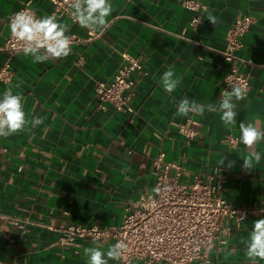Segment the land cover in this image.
Listing matches in <instances>:
<instances>
[{
    "label": "crops",
    "instance_id": "1",
    "mask_svg": "<svg viewBox=\"0 0 264 264\" xmlns=\"http://www.w3.org/2000/svg\"><path fill=\"white\" fill-rule=\"evenodd\" d=\"M184 1L110 0V26L95 31L100 35L89 42L88 29L58 18L78 40L68 57L44 63H33L24 54L10 59V81L0 83V95L10 83H19L13 92L25 98L26 118L40 117L44 123L0 137L5 150L0 157V264H87L86 247L106 252L112 241H84L78 250L59 247L56 229L120 225L126 207L151 192V164L159 152L185 168L180 182L189 184L198 174L223 176L224 200L264 209V158L250 172L243 170L240 157L249 150L239 140L242 121L264 128V0H198L204 7L199 13L185 9ZM26 3L38 17L52 10L51 0H0V46L8 34V16ZM205 9L216 16L215 26ZM239 15L249 16L252 24L236 52L238 60L227 62L220 51L226 30ZM122 53L141 58L146 73L137 75L131 118L111 108L98 110L93 89L95 82L112 79ZM5 59L0 51V66ZM169 69L180 78L171 94L161 82ZM231 69L249 78L246 98L234 101L235 126L225 127L220 113L176 115L185 97L218 105L223 78ZM187 120L197 124L190 141L176 128ZM229 137L236 142L230 145ZM255 148L264 153V142ZM223 154L237 161L232 170L219 168ZM9 218L25 222L23 228ZM260 218L263 213L249 215L239 227L230 224L226 243L216 242L209 251V264H249L241 239L248 238Z\"/></svg>",
    "mask_w": 264,
    "mask_h": 264
},
{
    "label": "built area",
    "instance_id": "2",
    "mask_svg": "<svg viewBox=\"0 0 264 264\" xmlns=\"http://www.w3.org/2000/svg\"><path fill=\"white\" fill-rule=\"evenodd\" d=\"M52 10L57 18L65 17L72 24L69 3L66 0H51ZM183 7L199 13L204 7L198 0H186ZM27 10L34 13L29 3L10 14L7 19L8 34L0 51L6 56L0 66V83L10 81V59L16 54H23L19 42L14 41L10 34V21L17 12ZM35 14V13H34ZM36 15V14H35ZM37 16V15H36ZM38 17V16H37ZM199 15L191 20L196 25ZM252 20L247 15H239L226 30L224 48L220 54L227 62L238 60L237 50L242 46V38L248 31ZM100 35L99 32H88L86 42ZM73 43L78 42L73 36ZM121 63L109 82L97 81L94 84L96 108L126 114L131 118L135 113L133 101L136 88L141 77L146 76L141 58L131 57L126 53L121 55ZM249 64L246 60H239ZM235 84L246 85L249 90L247 75L231 69L223 78L220 93L231 91ZM196 122L187 120L184 124H177V132L190 141L196 136ZM236 138L229 137L230 145ZM0 144V157L4 153ZM185 168L177 162L165 160L164 153L159 152L151 164L153 188L159 186L161 194L151 192L141 196L135 204L127 206L122 221L118 226L100 227L71 225L56 229L59 236L55 245L70 247L78 250L80 243L112 241L114 244L123 240L128 249L118 260L120 264H209V251L217 242L224 245L230 234V224L239 227L251 214L263 213L264 209H253L246 206H235L220 196L224 182L223 176L194 175L189 184L180 182L185 175ZM243 218V219H241ZM8 222L19 229L24 226L23 221L9 218Z\"/></svg>",
    "mask_w": 264,
    "mask_h": 264
},
{
    "label": "clouds",
    "instance_id": "3",
    "mask_svg": "<svg viewBox=\"0 0 264 264\" xmlns=\"http://www.w3.org/2000/svg\"><path fill=\"white\" fill-rule=\"evenodd\" d=\"M70 7V16L73 22L78 23L81 28L90 32L99 30L103 33L109 26L108 17L113 12V4L110 0H66ZM205 11H208L205 9ZM207 20L217 24V18L208 11ZM11 38L19 42L25 56H31L33 63H44L50 59L59 60L68 57L72 52L73 38L68 35L69 26L58 21L55 13L37 17L27 10L17 12L10 21ZM162 87L165 92L171 94L180 84V78L176 77L174 71H165L161 78ZM13 87L19 88L20 84L12 85L0 95V137L7 138L14 134L31 131L44 123L40 117L32 120L26 118L24 110L25 98L21 94H14ZM246 85L235 84L231 91L224 90L220 93L218 105L201 104L195 100L185 97L177 106V116L189 117L192 115L202 116L206 111L209 113H220L222 124L231 128L236 124V103L246 98ZM239 140L249 150L242 159V169L251 171L256 168L264 153L257 151L255 145L264 142V128L258 127L252 122L239 123ZM221 167L232 170L237 161L222 155L217 161ZM156 195L161 194L159 186L152 189ZM243 219V218H241ZM245 245L244 251L249 264H259L264 261V218L254 221L252 231L247 239H241ZM128 245L120 240L110 245L107 251H102L98 246L86 247L84 255L88 258L87 264H109V261L119 260L127 251Z\"/></svg>",
    "mask_w": 264,
    "mask_h": 264
}]
</instances>
